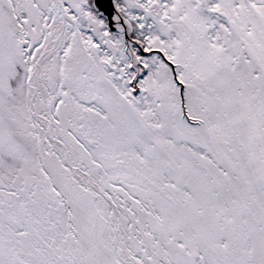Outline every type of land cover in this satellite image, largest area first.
I'll return each instance as SVG.
<instances>
[{
    "label": "snow or ice",
    "instance_id": "1",
    "mask_svg": "<svg viewBox=\"0 0 264 264\" xmlns=\"http://www.w3.org/2000/svg\"><path fill=\"white\" fill-rule=\"evenodd\" d=\"M0 264H264V0H0Z\"/></svg>",
    "mask_w": 264,
    "mask_h": 264
}]
</instances>
